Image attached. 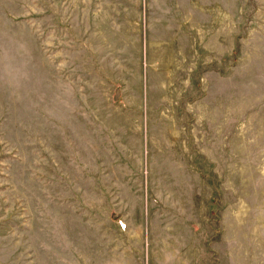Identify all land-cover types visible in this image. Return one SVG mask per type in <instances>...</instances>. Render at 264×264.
<instances>
[{"label":"rangeland","instance_id":"374dc122","mask_svg":"<svg viewBox=\"0 0 264 264\" xmlns=\"http://www.w3.org/2000/svg\"><path fill=\"white\" fill-rule=\"evenodd\" d=\"M0 264H264V0H0Z\"/></svg>","mask_w":264,"mask_h":264}]
</instances>
